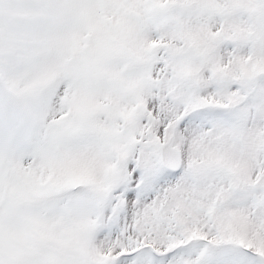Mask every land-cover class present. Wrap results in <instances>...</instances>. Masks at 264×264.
Returning <instances> with one entry per match:
<instances>
[{
	"label": "snow or ice",
	"instance_id": "snow-or-ice-1",
	"mask_svg": "<svg viewBox=\"0 0 264 264\" xmlns=\"http://www.w3.org/2000/svg\"><path fill=\"white\" fill-rule=\"evenodd\" d=\"M0 264H264V0H0Z\"/></svg>",
	"mask_w": 264,
	"mask_h": 264
}]
</instances>
